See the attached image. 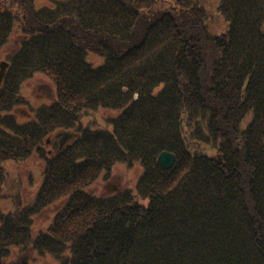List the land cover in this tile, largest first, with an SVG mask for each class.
I'll use <instances>...</instances> for the list:
<instances>
[{"label": "trees", "instance_id": "trees-1", "mask_svg": "<svg viewBox=\"0 0 264 264\" xmlns=\"http://www.w3.org/2000/svg\"><path fill=\"white\" fill-rule=\"evenodd\" d=\"M35 1L0 0V53L19 35L0 83V182L4 162L44 164L31 203L0 207V264H264V0H220V34L200 0ZM36 74L53 98L34 108L20 89ZM99 108L116 111L110 128L82 126ZM59 130L77 135L48 152ZM118 163L142 167L134 190L89 193Z\"/></svg>", "mask_w": 264, "mask_h": 264}, {"label": "rangeland", "instance_id": "rangeland-1", "mask_svg": "<svg viewBox=\"0 0 264 264\" xmlns=\"http://www.w3.org/2000/svg\"><path fill=\"white\" fill-rule=\"evenodd\" d=\"M220 0H200L206 12L205 25L211 34L224 33L227 29V23L219 15L217 6ZM37 6L46 5L50 0H36ZM19 35H13L8 44L2 49L0 53V62L5 61V54L17 48ZM90 60L93 63H99L102 59L96 55H90ZM7 68V67H6ZM5 68V69H6ZM21 94L29 101V106L38 107L42 103H49L53 98V87L51 82L41 74H36L33 77L25 80L21 86ZM30 111L28 104L18 107L14 113L19 120H24L28 117L27 112ZM116 115V111L106 109H95L86 112L81 118V125L92 128H110L108 123L109 118ZM250 119V114L241 122V128H244ZM61 131V130H59ZM70 132H74L68 130ZM58 132V131H56ZM54 132L53 134H56ZM75 133V132H74ZM53 134L51 137L53 138ZM47 149H51L50 143L46 145ZM192 151L204 153L208 156L214 155L216 148L211 144H199L193 142L190 144ZM43 162L35 157L28 158L25 161L4 162L5 174L3 180L0 182V207L4 211L11 210L14 207V200L18 196L21 205L31 203L35 196L36 190L40 185L42 179ZM142 167L138 163L128 165L126 163L116 164L110 175L102 176L92 183L88 191L91 194L109 196L125 189L134 190L136 181L141 173ZM145 201L146 200H142ZM59 204H54L47 207L40 213L34 215V224L36 229L44 228L51 221L53 214L58 208ZM54 264L50 257H43L36 259L30 264Z\"/></svg>", "mask_w": 264, "mask_h": 264}, {"label": "water", "instance_id": "water-1", "mask_svg": "<svg viewBox=\"0 0 264 264\" xmlns=\"http://www.w3.org/2000/svg\"><path fill=\"white\" fill-rule=\"evenodd\" d=\"M6 66H7V62L4 61L0 62V83L4 76ZM75 136L76 134L74 132L59 131L55 134V137L58 138V141L55 142V144H53L52 147L56 148L58 144L59 148H61L64 144H66L70 139H72ZM48 142L49 139L46 140V143ZM174 161H175V154L168 150H162L161 152H159V154L156 157V164L164 169H170L173 166Z\"/></svg>", "mask_w": 264, "mask_h": 264}, {"label": "flooded vegetation", "instance_id": "flooded-vegetation-1", "mask_svg": "<svg viewBox=\"0 0 264 264\" xmlns=\"http://www.w3.org/2000/svg\"><path fill=\"white\" fill-rule=\"evenodd\" d=\"M52 144H55V141H54V139L51 141V145H52Z\"/></svg>", "mask_w": 264, "mask_h": 264}]
</instances>
